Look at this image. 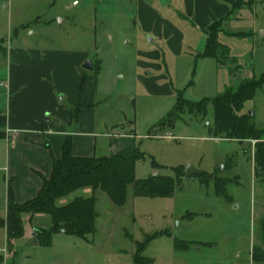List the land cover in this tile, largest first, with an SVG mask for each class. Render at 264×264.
<instances>
[{
	"label": "rangeland",
	"instance_id": "1",
	"mask_svg": "<svg viewBox=\"0 0 264 264\" xmlns=\"http://www.w3.org/2000/svg\"><path fill=\"white\" fill-rule=\"evenodd\" d=\"M143 2L181 31L184 40L180 49L178 45L169 47L159 37L151 42L154 34L146 30L153 24ZM168 4V0L1 3L4 14L12 20L10 28L0 32L7 50L37 46L80 49L89 53L86 61H101V98L96 110L103 124L95 129L134 133L138 151L146 155L137 162V179H147L156 172V176L175 177L178 168H183L184 174L169 198L137 197L131 184L125 204L116 206L104 191L97 190L95 235L82 239L58 233L51 247H42L32 232L36 226L50 228V216L8 217L4 177L9 144L0 139V218L5 222L0 223V264H134L136 255L154 259L155 264H264L252 259L255 245L264 248L260 242L264 241V170L256 167V142L215 138L210 133L213 108L205 118L184 112L173 126H161L180 96L189 102L213 99L262 78L264 0L240 5L233 18L223 22L218 39L226 51L219 52L217 61L198 57L204 38L200 23L186 16L178 0ZM236 33L239 36H232ZM148 50L162 51L164 60L148 57ZM4 61L0 54V64ZM4 107L1 100L0 110ZM73 112L68 129L75 132L82 128L77 112ZM242 113L256 128L264 129V85L245 103ZM188 166L214 175L223 181L221 184L230 181L226 185L230 200L216 195L213 181L206 186L199 176L187 175ZM92 192L77 191L58 205L79 196L91 197ZM190 213L192 218L187 217ZM16 227L24 234H11L10 239L8 230ZM175 240L188 248L176 249Z\"/></svg>",
	"mask_w": 264,
	"mask_h": 264
},
{
	"label": "crops",
	"instance_id": "2",
	"mask_svg": "<svg viewBox=\"0 0 264 264\" xmlns=\"http://www.w3.org/2000/svg\"><path fill=\"white\" fill-rule=\"evenodd\" d=\"M3 1L0 0V32L5 27L10 28L12 21L1 8ZM173 1L177 0H168L169 4ZM236 1L178 0L186 16L195 18L201 25L204 38L198 49L199 58H202L200 54L206 47L209 27L232 12L235 13L233 6ZM143 6L150 14L148 20H152L153 24L152 29L149 27L146 30L154 34L151 42L155 43L159 37L169 47L178 45L180 49L184 35L177 26L157 15L153 6L145 2ZM0 40H3L0 54L6 60V63L4 61L0 64V101L5 106L0 110V139L9 144L4 177L7 200L9 190H12L19 204L37 196L43 178H50L54 161L62 157L68 135L72 136V153L76 157L128 155L138 150L134 133L117 134L95 129L103 124L98 120L96 110L101 98L98 89L101 61H91L93 69L85 71L83 65L89 58L85 50L39 46L9 47L7 50L5 39L0 37ZM145 54L164 60L162 51L148 50ZM144 65L151 64L144 62ZM82 80L84 84L81 86ZM78 109L77 121L82 129L72 132L68 127L73 119L72 112ZM11 216L19 218L8 210V217ZM20 231L16 227L9 229L8 234L19 236ZM32 235L35 236L34 232ZM254 247L263 248L257 245Z\"/></svg>",
	"mask_w": 264,
	"mask_h": 264
},
{
	"label": "trees",
	"instance_id": "3",
	"mask_svg": "<svg viewBox=\"0 0 264 264\" xmlns=\"http://www.w3.org/2000/svg\"><path fill=\"white\" fill-rule=\"evenodd\" d=\"M254 3L255 0L247 2L237 0L233 8L236 11L242 4L253 5ZM232 13L211 24L208 29L206 47L200 57L219 60L221 57L219 52L226 51V46L219 41L218 35L223 22L232 19ZM238 34H232V36H239ZM2 43L3 40H0V44ZM83 84L84 80L81 81V86ZM263 85L264 75L258 81L242 83L236 92L226 90L213 99L189 102L180 96L175 109L161 126H173L184 112L205 118L209 109L213 108L214 124L210 126V133L215 138L236 140L240 143L246 140L255 141L256 167L259 165L264 170V129L256 128L250 123L248 115L242 113L245 103L253 100ZM79 110H75V113L78 114ZM145 158L146 155L138 150L128 155L76 157L72 153V136L68 135L63 146L62 157L54 161L50 178H43V185L37 196L24 204H19L15 201L12 190H9L7 208L19 218L25 214L29 215L30 219H34L37 215L50 216L52 223L50 228L35 229V236L42 247H51L54 236L62 231L77 238L87 239L88 236L96 233V221L99 215L96 212L97 200L94 194L97 190L104 191L116 206L125 204L128 186L131 184L135 186L137 197L169 198L174 195L175 187L181 184L183 168L176 169L175 177L158 175L140 180L136 178V165L138 161ZM159 167L161 166L155 165V168ZM197 176L206 186L213 181L216 195L230 200L231 197L226 189L230 181L221 184L223 182L221 179L218 180L214 175L204 172ZM84 189H92L93 195L79 196L65 205H58L60 200ZM193 216L192 213L187 215L188 218ZM0 223L4 225L5 222L0 218ZM23 234L22 232L19 236ZM9 238L13 236L9 234ZM175 248L185 250L188 245L175 240ZM263 249L254 247L253 261L264 262V255H261ZM134 264H155V260L136 255Z\"/></svg>",
	"mask_w": 264,
	"mask_h": 264
},
{
	"label": "water",
	"instance_id": "4",
	"mask_svg": "<svg viewBox=\"0 0 264 264\" xmlns=\"http://www.w3.org/2000/svg\"><path fill=\"white\" fill-rule=\"evenodd\" d=\"M84 68L88 69V70H92L93 69L92 62L90 60L87 61L86 64L84 65ZM249 115L253 116V111H250ZM157 174H158V172H156L153 176H156ZM186 174L189 175V176H195V175L201 174V172H199L198 170L194 169L192 166H188V168L186 170ZM263 176H264V172H263ZM61 233L65 234L66 231H62ZM34 235H35V232H34Z\"/></svg>",
	"mask_w": 264,
	"mask_h": 264
},
{
	"label": "built area",
	"instance_id": "5",
	"mask_svg": "<svg viewBox=\"0 0 264 264\" xmlns=\"http://www.w3.org/2000/svg\"><path fill=\"white\" fill-rule=\"evenodd\" d=\"M74 5H78V2H74Z\"/></svg>",
	"mask_w": 264,
	"mask_h": 264
}]
</instances>
